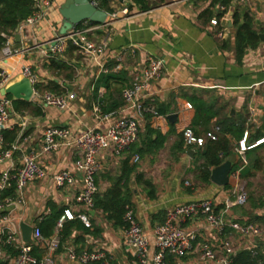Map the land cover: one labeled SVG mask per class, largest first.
I'll return each instance as SVG.
<instances>
[{
	"label": "crops",
	"instance_id": "0c3cea01",
	"mask_svg": "<svg viewBox=\"0 0 264 264\" xmlns=\"http://www.w3.org/2000/svg\"><path fill=\"white\" fill-rule=\"evenodd\" d=\"M64 1L56 0L45 20L38 25H25L15 31L13 49L19 52L5 59L0 50L1 71L9 75L8 82L0 85V89L20 80L24 67L29 66L37 77V83L46 85L50 80H58L66 89L64 93H73L75 98L67 108L60 109L46 105L33 96L29 102L42 107L41 115H35L30 109L23 110L20 104L21 109H16L14 101L23 99H16L13 95V99L8 98L11 111L5 130L10 132L9 137L14 132L17 137L13 142L6 140L5 147L19 139L23 150L16 151L12 160L0 163V174L11 166L19 168L24 151L40 152L44 131L50 126L68 128L72 138L91 128L105 130L109 122L99 120L95 109L100 108L102 114L113 113L111 120L119 115L123 107V88L132 82L136 73L149 65L151 59L156 58L164 62L161 75L152 80L143 93L145 104L153 107L155 113L145 115L139 139L122 156H116L112 147L101 152L98 157L101 169L96 177L98 192L108 191L118 178L123 177L122 186L128 193L130 206L149 235L166 220L167 209L176 204L205 198L211 199L217 210H223L226 200L234 198L232 173L238 169L241 173L245 166H252V161L246 157L247 164L241 167L238 142L233 140L231 155H235V162L230 172V183L220 186L211 178L209 182H204L199 177L202 163L200 147L187 146L183 132L191 128L198 136H205L200 123L195 124L198 116L207 117L198 111L200 106L218 113L210 121V130L219 126L218 121L224 120L227 115L244 117L247 120L245 132L253 134L256 129L263 128L264 39L260 37L256 47L245 43L243 50L239 49L236 41L237 30L245 14L253 18V26L259 36L264 34L263 0H230L225 5L227 11L222 10L220 6L224 4L216 0H164L146 11L133 5L128 14L123 9L129 0H109L117 17L112 18V25L108 28L110 41L100 61L110 71H101L97 61L83 55L81 59L73 57L71 61L77 70L73 80L57 76L47 67L52 53L47 43L60 36L63 18L59 9ZM236 12L240 14L239 22L234 19ZM217 14H222L219 19L226 28L224 38L218 36L220 27L211 23ZM115 66H120V69L114 71ZM0 96L3 95L0 93ZM189 103L192 107L188 106ZM171 114L175 115L172 119L169 118ZM23 123H26L24 137L27 139H20ZM181 142H184L182 151L179 149ZM262 142L264 140L259 144ZM192 148L196 149V153L188 155L187 151ZM136 156H139L137 161ZM256 157L261 159L260 166L252 169L249 178L262 169L264 148L254 153L252 159ZM78 158V150L65 142L57 150L41 154L39 160L48 175L31 182L24 190L23 201L5 211L0 209V216H13V222L18 226L23 222L34 226L57 211L69 209L76 215L84 212L76 202V195L83 184L82 175L76 167ZM62 170L73 173L74 185L57 186L54 174ZM241 179L245 181L242 176ZM145 180L152 182L153 197ZM7 196L2 197L1 194V198ZM245 205L230 208L227 218L240 224L252 223L264 227V220L260 218L264 215V208L253 209ZM90 212L93 225L89 232L74 229L71 238L64 243H71L82 250L102 251L112 257V264H132L134 257L124 241V227L115 225L100 210ZM4 226L5 223H0V228ZM186 227L196 231L198 244L212 243L218 256L224 255V244L229 242L235 253L249 249L262 254L264 261V232L243 235L227 228L220 233L202 218L188 220ZM43 251L39 247L35 250L38 255ZM154 253L152 238L150 254ZM55 260L56 264H82L70 259L63 249L55 254ZM164 264L217 263L202 259L201 253L196 251L181 258L168 255Z\"/></svg>",
	"mask_w": 264,
	"mask_h": 264
},
{
	"label": "built area",
	"instance_id": "2783aa9c",
	"mask_svg": "<svg viewBox=\"0 0 264 264\" xmlns=\"http://www.w3.org/2000/svg\"><path fill=\"white\" fill-rule=\"evenodd\" d=\"M55 1L31 0L34 12L21 23L17 30L25 25L34 27L44 21ZM94 4L98 6L99 0H94ZM220 8L227 11L225 5H221ZM123 12L128 14V7H125ZM108 14V21L104 24L85 22L82 27L75 28L67 34L55 38V45H52L53 41L47 43L51 48V52L53 54H63L68 43L72 42L78 47L81 55L97 61L101 71H110L100 61L110 41L108 28L112 25V18L117 17V13L108 12ZM211 23L216 27H220L218 28V36L224 38L226 28L220 23L219 17L212 18ZM4 36L6 37V43L1 50L3 57L7 59L20 50L13 49L14 34H5ZM163 65L162 59L154 58L150 60L147 67L136 73L132 82L123 88V107L120 114H116L113 120H111L113 113L102 114L100 108L95 109L99 120H108L109 122L105 130L91 128L78 137L72 138L68 128L50 126L44 131L43 145L40 152L24 151L19 168L13 169V166H11L0 174V209L5 211L14 204L23 201L24 190L31 182L45 178L48 175L47 170L39 160L41 154H49L57 150L63 142L73 145L79 153L76 167L83 178L82 187L76 195V202L84 209V212L77 215L69 209L65 210L56 224L55 232L51 236H45L41 227L35 224L32 230L31 242L23 239L21 226L14 224L13 216L8 214L0 216V223H5V226L0 228V264L3 262L6 264H56L55 254L62 249L70 259L79 261L82 264L94 261H99L101 264H112V257L102 251L79 250L71 243L65 244L60 231L66 221L76 218H80L87 226L91 225L88 212L94 209V197L98 193L96 177L101 169L98 157L102 151L109 147L113 148L116 156H122L137 142L141 132V122L145 115L155 113L153 107L145 104L143 93L152 80L160 77ZM119 69L120 66L113 68L114 71ZM23 74L31 80L33 85L37 83V77L31 67H24ZM8 80L9 75L2 70L0 72V85L4 86ZM33 96L46 105H52L60 109L67 108L70 101L75 98L73 93L39 92L35 88ZM188 106L192 107L190 103ZM10 111L11 101L5 96H0V163L5 160H12L16 151L23 150L19 139L10 144L9 147H5L4 130L7 128ZM25 127L26 123H23L20 139H27L24 137ZM220 131L221 128L217 126L208 131L205 136H196L191 128H186L183 135L187 146L201 147L205 144L206 139L216 140ZM247 137L248 132H245L238 150L242 162L241 167L247 164V150L264 140L263 138L258 140L256 144L249 145L246 142ZM220 155L223 156V153L221 152ZM138 159L139 156H136L135 161ZM240 171L241 169H238L232 173L234 198L226 200L223 210H217L214 202L205 198L190 203L176 204L167 209L166 220L158 224L150 235L145 233L141 222L136 218L133 208L127 206L124 215V241L134 257L132 264H164L168 255L181 258L196 251L201 253L204 260H213L217 264H232V256L235 251L229 242L224 244V255L218 256L212 243H197L196 231L187 229L186 223L194 218H202L220 233H224L227 228H232L243 235L263 233L264 227L252 223L240 224L227 218L230 208L244 206L248 202V192L242 182ZM54 179L60 188L75 184V177L69 170L57 172L54 174ZM10 189H14L15 195L1 198V194ZM9 213L11 212L9 211ZM8 224L9 226H7ZM152 238L155 247L153 255L150 254ZM38 247L44 250L41 255L35 252ZM256 264H264V261L260 259Z\"/></svg>",
	"mask_w": 264,
	"mask_h": 264
},
{
	"label": "trees",
	"instance_id": "16d2710c",
	"mask_svg": "<svg viewBox=\"0 0 264 264\" xmlns=\"http://www.w3.org/2000/svg\"><path fill=\"white\" fill-rule=\"evenodd\" d=\"M216 1H221V3L224 5H227L230 2V0ZM162 2H164V0H129L127 7L130 10L133 9V5H136L140 10L146 11L158 6ZM98 7L106 10L107 12H113V9L110 7L109 0H99ZM33 12L34 8L31 0H0V50L6 43V37L4 35H13L19 28L21 23ZM221 15L222 14H217V17H221ZM234 19L236 22H239L240 14L236 12L234 14ZM89 23L97 24L90 21ZM82 25L83 24H80L76 28H80L82 27ZM236 41L240 50H243V46L245 43H248L254 47H256L260 43V36L253 26V18L248 14H245L244 21L240 23V26L236 33ZM73 57L81 59L82 55L79 53L78 47L75 46L72 42H69L63 54L51 53L47 67L52 70L57 76H64V78L67 80H73L77 73V70L71 61ZM35 88L39 92L50 91L56 94H63L66 90L58 80H50L46 85H44L43 83H36ZM7 98L13 99L12 95L10 94L7 95ZM14 104L16 109L18 110H20L21 108L23 110L30 109L31 112H33L35 115L42 114V107L35 102L15 100ZM19 104L21 105V108L19 107ZM198 111H200L203 115H207V117L198 116L195 122L196 125L197 123H200V125L203 127L204 133L206 134L208 131H210L211 119L214 116L218 115V113L207 111L201 106L198 107ZM158 113L161 112L158 111ZM246 121L247 120L244 117L237 118L235 116L232 117L229 115H227L224 120L221 119L218 121L217 124L221 128L218 138L216 140L206 139L205 144L200 147V158L202 159V163L199 166V177L202 181L209 182L211 177V169L220 165L227 157H229L233 153V140H236L238 142L237 148L240 147V141L243 139L244 133L247 128ZM9 134L10 132L4 130V136L6 137L5 140H7L8 142H13L17 137V133H11L10 137ZM195 134L196 136H198L197 133ZM262 138H264V126L263 128L256 129L253 134L248 132L246 142L249 145H254L256 144L257 140ZM183 143L184 142H181L179 147L181 151L183 149ZM263 148L264 142L253 146L250 151L246 152V157H248L250 162L252 161V166L248 165L244 167L241 172L242 177L248 178L252 175V169H256L260 166V157L252 159V156L254 153ZM221 152L223 153L222 157H220ZM140 178L141 176L138 180H140ZM122 180L123 177L118 178L115 181L114 185L108 191L104 193L98 192L95 195L94 209L102 211L106 215V218L114 222L115 225L124 227V215L126 212V207L131 205V201L129 200L128 193L124 190V186H122ZM144 183L149 189V194L153 197L154 190L152 182L150 180H145ZM13 194L14 189H10L3 192L2 197ZM255 195L256 194H253V192L249 195L248 207L253 209L264 208V197ZM63 213V210L54 212L46 216L42 221L39 222V226L41 227L42 232L45 236H51L54 233L56 224ZM88 214L91 215V212H89ZM260 216V218H263L264 220V215ZM92 225L93 224L91 223L90 226H87L81 219L66 221L60 231L63 241L71 238L72 230L76 229L82 230L84 232H89ZM260 259H263L262 254L257 252L254 254L249 249H242L237 251L232 256V264H256ZM2 264L6 263L3 262ZM87 264H101V262L94 261Z\"/></svg>",
	"mask_w": 264,
	"mask_h": 264
},
{
	"label": "water",
	"instance_id": "95a60500",
	"mask_svg": "<svg viewBox=\"0 0 264 264\" xmlns=\"http://www.w3.org/2000/svg\"><path fill=\"white\" fill-rule=\"evenodd\" d=\"M124 1V0H122ZM60 14L63 18V24L60 29V36L67 34L75 29L78 25L85 22H94L104 24L108 21V12L99 8L94 4V0H65L60 9ZM264 39V34H260ZM19 38V35H17ZM55 39L52 45H55ZM3 96L8 94L13 95L16 99L31 100L34 94V85L31 80L23 75L20 80L10 82L5 87L0 89ZM234 113V110L232 111ZM175 115L171 114L170 119ZM188 155L196 153V149L192 148L187 151ZM240 158V156H239ZM235 162V155H231L227 160L220 165L214 167L211 172V181L220 186H226L230 183V172ZM23 239L27 242L32 241L33 226L23 222L21 224Z\"/></svg>",
	"mask_w": 264,
	"mask_h": 264
},
{
	"label": "rangeland",
	"instance_id": "374dc122",
	"mask_svg": "<svg viewBox=\"0 0 264 264\" xmlns=\"http://www.w3.org/2000/svg\"><path fill=\"white\" fill-rule=\"evenodd\" d=\"M261 166V170L256 171L252 177L244 178L245 181H242L248 192V196L253 192V194H256L255 196L264 197V159ZM248 204L249 201L246 203L245 207H248Z\"/></svg>",
	"mask_w": 264,
	"mask_h": 264
}]
</instances>
